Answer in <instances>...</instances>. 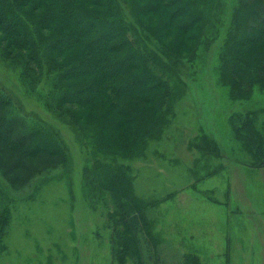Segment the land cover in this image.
Returning <instances> with one entry per match:
<instances>
[{"label":"rangeland","instance_id":"rangeland-1","mask_svg":"<svg viewBox=\"0 0 264 264\" xmlns=\"http://www.w3.org/2000/svg\"><path fill=\"white\" fill-rule=\"evenodd\" d=\"M189 1L195 9L197 0ZM116 2L134 49L172 58L178 75L171 80L151 63L147 67L168 80L176 97L159 113L166 90L147 82L116 96L126 110L111 106L101 92L85 106L58 110L50 102L52 56L42 46L34 69L22 52L3 55L1 42L0 85L27 120L50 128L60 151L31 158L0 153V211L7 217L0 264H264V68L257 70L263 81L252 88L249 78L232 77L248 93L233 100L218 72L233 51L223 38L238 27L232 19L241 4L254 11L244 20L236 51L250 65L264 58V0H214L193 24L179 0ZM31 6L24 11L36 16ZM75 8L93 15L103 10L83 0ZM62 22L40 38L54 39ZM94 25L93 38L102 30ZM128 51L130 46L106 49L104 55L122 59ZM84 56L74 45L58 64ZM138 66L114 81L131 83L142 73ZM76 73L62 85L88 86L99 77ZM158 123L157 133L142 136L144 127ZM119 177L120 190L114 182ZM129 206L139 208L144 228L126 248L132 232L123 223V207Z\"/></svg>","mask_w":264,"mask_h":264},{"label":"trees","instance_id":"trees-1","mask_svg":"<svg viewBox=\"0 0 264 264\" xmlns=\"http://www.w3.org/2000/svg\"><path fill=\"white\" fill-rule=\"evenodd\" d=\"M77 1L0 0V43L3 42L6 46L2 51L3 55L8 56L13 55L15 52H22L26 66L35 69L39 66L40 51L43 46L45 52L52 56L55 63L51 62L50 64V71L53 75V98L50 102L58 110L65 104L85 106L100 92L105 94V100L111 106H120V110H126L127 105L119 104L116 96L131 94L143 87L147 82L154 83L162 91L166 90L165 96L168 97V100L166 98L162 100L160 96L158 112L162 109L164 102L166 104L172 103V98L176 96L171 94L173 88L168 83V80H163L162 76L151 72L147 67L151 63L153 66L158 67L161 71L160 74L165 79H170L174 73L177 74L168 61H171L172 58L168 57L166 59L157 52L147 51L146 48L145 52L139 48L134 49L133 43L129 41L128 28L124 23L116 0H95L94 2L93 0H83L99 8L102 6L101 14L96 15L78 12L75 8ZM163 1L168 3L172 0ZM179 1L180 4L188 9L190 23L192 24L204 19L206 16V5L209 8L214 2V0H197L195 1L196 8L193 9L189 0ZM30 3H32V6L29 10L35 11L36 16L31 17L24 11ZM253 11L254 9L241 4L237 15L234 14L232 19V22L237 21L239 23L238 27L235 31L232 30L231 33L226 32L223 38L224 43L228 39L231 41L233 51L224 66H221V71L218 72H220V78L223 80L222 83L229 87L230 93L228 92V94L231 100L235 97L241 98L243 95H248V93L245 94L246 91H241L239 79H232V77L235 78V75H239L240 77L249 78L248 84L252 88L261 80L260 78L257 79V70L264 68V58L250 65L236 51L244 35V24L246 22L244 20ZM59 19L63 20L60 25V34L54 39L43 41L40 38L42 34L49 30L50 25ZM94 23L102 26V30L99 31L98 36L95 38L91 37L94 31ZM229 35H233L231 38L234 39L227 38ZM118 39L119 42H115L113 45L110 44V42ZM74 45H78L85 53V56L77 63L68 62L64 64L65 67H63L64 65L60 66L58 62L63 51ZM126 46H130V51L122 59L106 58L104 55V52L106 54V49L109 52H114L116 49ZM138 62L142 64V67H140L142 73L137 79L126 85H120L114 81V77L126 68L134 67V69H138ZM56 67L59 68L58 71H55ZM82 72H85L86 76L93 75L96 72L99 77L96 81L89 83L88 86L62 85L67 79L72 78L74 73L79 75ZM223 74L225 78H222ZM226 78L228 79L224 80ZM54 94L56 95L54 96ZM158 128L159 123L155 128L146 126L142 130V136L146 137L150 133H157ZM249 139L251 144L256 145L258 143V139L254 134L249 135ZM49 151H60L58 140L50 128L33 117L32 120H27L25 115L22 114L21 108L13 100L10 92L0 85V153L10 152L19 155L21 158H31L39 153H47ZM260 163L261 165L264 164V156ZM14 165L12 164L11 166ZM120 181V177L114 180L119 190L121 188ZM123 210V223L127 224L130 232H132L131 237H126L125 239L126 248H129L132 247L131 242H133L135 231L138 229L142 230L144 227L142 226L139 208L131 210L129 206L126 210L123 207ZM5 213V210H2V213L0 211V239L7 220ZM184 264H196V261H188Z\"/></svg>","mask_w":264,"mask_h":264}]
</instances>
